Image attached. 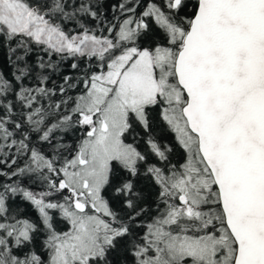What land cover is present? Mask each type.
Returning a JSON list of instances; mask_svg holds the SVG:
<instances>
[{
  "label": "snow or ice",
  "instance_id": "6c2138e0",
  "mask_svg": "<svg viewBox=\"0 0 264 264\" xmlns=\"http://www.w3.org/2000/svg\"><path fill=\"white\" fill-rule=\"evenodd\" d=\"M0 264H264V0H0Z\"/></svg>",
  "mask_w": 264,
  "mask_h": 264
}]
</instances>
